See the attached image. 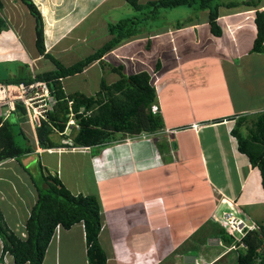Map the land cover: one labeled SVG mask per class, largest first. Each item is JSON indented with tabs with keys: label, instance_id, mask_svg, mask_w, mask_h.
Here are the masks:
<instances>
[{
	"label": "crops",
	"instance_id": "0c3cea01",
	"mask_svg": "<svg viewBox=\"0 0 264 264\" xmlns=\"http://www.w3.org/2000/svg\"><path fill=\"white\" fill-rule=\"evenodd\" d=\"M1 1L3 8L0 10V16L5 20L6 28L0 33V56H4L1 59L3 62H0L18 63L20 70L23 69V62H25L27 70L30 66V69L34 71L33 66L37 68L39 62L45 59L35 47L34 20L19 0ZM32 1L43 17L45 49L49 54L68 38L67 35L57 37L61 34L57 29L59 21L67 18L63 11V4L70 2L69 10L72 8L71 5L79 4L82 13L76 17H72L74 13L72 16L70 14L73 18L71 24L80 22L79 25L92 16L98 6L107 4L105 0ZM43 6L47 10L46 14L44 8H41ZM239 7L219 9L217 22L222 31L220 37L211 34L208 29L207 15L201 12L197 18L193 17L192 21L183 24L180 28L175 26V29L167 28L164 32H157L152 36L144 35L146 39H141L143 34L138 35L130 41H122L119 46L104 55L103 60L107 62V59L109 61L119 58L115 56L114 51L122 49V56H126L120 57L121 60L131 59L130 57L134 55L132 51H140L139 45H143L142 40H146L143 49L146 46L147 51L151 48L150 40L158 38L167 48L172 47V61L167 58L163 66L158 61L159 63L156 64L160 65L159 70L155 68L153 74L157 73L163 79L165 75L170 76V73L174 76V79L169 82L166 79L162 80V92L157 98L160 114L164 122H167V125L164 124L161 135L168 136V140L164 141L167 143L160 145V152L156 145L152 144V140L137 141L127 138L126 143L121 145L120 143L105 145L104 147L107 148L112 146L117 148L108 151L101 149L103 151L101 156L99 154L91 158L89 166H91L92 174L90 176L95 187L106 182L130 178L136 180L137 187L124 194L125 196L134 194L135 198L129 196L128 203L124 199L122 206L120 204L103 207L104 222L99 238L106 251V264H144L146 251L151 253V260L154 257L150 264H159L163 260H170L171 264H185L187 258H193L195 262L198 260L196 257H200L204 249L213 253L210 260H208L210 257H206L207 260L204 259L206 263L216 260L226 253V247L220 246V240L212 237L200 240L202 237L195 241L193 237L198 229L199 235L200 233L203 234L202 236L208 234L207 230L201 231L202 223L206 220L207 223L208 221L215 223L214 220L218 218L216 214L223 213L221 209L223 205L229 210L238 209L240 214L261 223L264 227V208L258 209L257 212L249 210L250 215L245 212L247 207L251 208V205L261 203L264 205L260 172L250 165L244 154L238 151L237 140L231 134L237 117L249 118L244 124L249 125L252 116L264 110V92L259 94L256 91L257 87L264 86V55L250 53L256 34L255 13L252 8L240 11ZM258 8L264 13V0H259ZM27 18H30V25L33 22L32 40L28 44L22 38L23 34L28 35L25 26L28 22ZM45 22L50 24V28ZM240 31H243L244 35L239 36ZM2 33H8L12 37L7 38L11 43L1 39ZM226 33L228 35L223 39ZM47 36H49L48 39ZM12 39L16 42L15 44L12 43ZM47 41H49V48L46 47ZM136 41L139 42L136 43ZM129 44L131 45L128 46ZM70 45L61 48L59 52L65 53L67 49H70ZM125 52H129L128 57L127 54H123ZM174 56H176L175 59ZM94 65H97V62L91 64L82 73H87ZM166 100L171 101L165 105ZM173 116L179 117L176 120L172 118ZM193 123L198 125V128L196 126L193 129ZM188 126L190 128H185ZM28 129L30 130L29 127ZM240 130L243 134L247 132L244 126H241ZM170 131L173 132L169 134ZM44 151L46 150L38 146L31 154L22 157L23 163H20L19 159V161L4 160L0 163V169L5 168L8 172L9 165L18 162L19 165L16 163L14 171L27 170L24 164H30L29 156H39ZM160 153L162 160L159 157ZM38 162L41 163L40 159ZM110 165H113L112 168H109ZM14 174L17 173L0 174V209L5 222L10 225L8 228L20 236H25L24 224L36 201L37 192L34 188L30 189L29 194L27 191L28 201L24 202L23 206L17 205L21 213L16 212L19 215L11 219L14 225L10 224L11 221L6 217L3 205L9 209L8 195L12 193L14 187L12 182ZM9 183H12L11 190L9 186H6ZM247 184L250 185L247 186ZM12 196L19 197L22 201L18 192L13 191ZM128 206L134 211L125 218L126 220L120 219L122 222L115 223L118 221L116 211ZM158 207L162 210V215L158 214L157 211L160 212ZM255 217L261 221H257ZM112 219L117 220L113 222ZM73 227H80L83 230L82 224H75ZM72 228L55 230L53 237L58 239L55 243L51 241L42 264H60L62 244L64 242L73 244L80 240L77 237V235L80 236L79 233L75 236L62 235V231H71ZM135 228L139 230L133 232ZM82 234L85 251L84 230ZM134 234H137V237H148L149 244L136 251L134 244L129 243ZM199 235L196 234V236ZM210 242H215L213 246L216 248H211ZM190 251L194 252L193 255ZM0 264H14L13 257L3 252L1 239Z\"/></svg>",
	"mask_w": 264,
	"mask_h": 264
},
{
	"label": "trees",
	"instance_id": "16d2710c",
	"mask_svg": "<svg viewBox=\"0 0 264 264\" xmlns=\"http://www.w3.org/2000/svg\"><path fill=\"white\" fill-rule=\"evenodd\" d=\"M19 1L34 20L37 52L54 65L53 70L35 75L36 80L47 83L53 100L46 119L41 121L40 127L36 129L38 146L45 150L58 147L55 145L57 142L52 140V135L64 136L62 133L67 126L70 109L75 114L80 128L72 130L69 138L74 147L89 148L90 159L98 156L105 145L122 140L125 136H130V139H136L137 136L150 138L158 137L163 133L164 122L160 111L151 112V106L157 105L152 75L147 71L126 74L123 65L112 66L103 60L104 55L119 46L122 41H130L142 35V31L137 28L139 22L158 18L156 14L161 10L187 7L195 13L193 17L196 18L198 13L207 12L209 31L212 35L220 37L222 31L217 22L220 8L230 9L240 5L251 7L255 13L256 34L250 53L264 55V13L258 8L259 0H247L241 3H224L220 0H146L144 2L124 0L136 11V15L131 16L130 19H121L116 23L107 24L108 34L111 36L108 41L82 60L64 66L52 55L46 53L44 22L38 7L32 0ZM2 8L3 3L0 0V10ZM193 17H189L187 22L192 21ZM135 20L138 23H135ZM182 25L177 24L178 28ZM4 28H6L5 20L0 16V33ZM95 62L102 71L105 66H108L110 72L108 74L117 75L118 79L112 83L102 79L98 90L92 95L82 92L66 93L62 85L63 79L82 73ZM159 67L158 64L156 70H159ZM25 74L22 75L20 72L7 81L32 82L29 72ZM80 108L84 109V113H78ZM9 120L13 124L17 121L25 122L23 107L17 105V113H13L0 127V163L8 159L18 160L33 151L28 143L23 146L16 143ZM246 122L245 116L237 117L231 134L237 140L238 151L248 158L252 167L259 170L264 190V110L251 118L249 125H244ZM241 126L247 129L246 133H241ZM20 134L24 137L23 132ZM117 135L120 138L116 140ZM37 164L42 181L39 182V186L35 183L37 198L24 224L25 236H20L8 228L0 209V239L3 252L13 257L14 264H42L56 227L69 230L75 224H82L87 264H106L107 255L99 238L103 215L98 197L95 194H73L57 175L43 174L45 169L40 162ZM31 178L34 180L33 176ZM214 225L213 229L208 231L212 234L210 237L219 239L224 247L230 246L234 239L227 235L223 228L215 229L216 224ZM257 226V230L246 233L240 241L235 243L237 246L244 244L245 248H238L223 255L217 264H223L221 261L225 256L228 262L231 260V264H264V227L261 223H257ZM190 252V254L194 253Z\"/></svg>",
	"mask_w": 264,
	"mask_h": 264
},
{
	"label": "rangeland",
	"instance_id": "374dc122",
	"mask_svg": "<svg viewBox=\"0 0 264 264\" xmlns=\"http://www.w3.org/2000/svg\"><path fill=\"white\" fill-rule=\"evenodd\" d=\"M68 1H72V0H68ZM107 4H102L101 6H98V8H96L94 10V14L92 16H90L88 19H86L81 25L80 22L77 23H73L71 24L72 21V17H76L77 15L82 13V8L79 6V4H74L71 5L72 8L69 10V5L70 2H68V4H63V11L64 14H66L67 18H63L61 19L59 22V27L57 25V29L58 31H60V35L57 36L58 38L61 37V35H67L68 38L66 40H64L58 47H56L53 51L50 52V55H52L56 60H58L62 65L64 66H69L77 61L82 60L85 56H87L88 54H91L92 52L96 51L100 46H102L108 39H109V34L107 31V24L111 23H116L121 19H130L131 16L136 15V11L133 10V8L126 4L124 0H105ZM141 2H144L146 0H140ZM224 3H228V2H238L241 3L242 1H247V0H220ZM75 3V2H74ZM75 6H77V8H75ZM42 9L44 8L41 7ZM251 7H245L244 5H240V7L238 9H240V11H244L247 9H250ZM236 9V10H238ZM72 10V13H71ZM74 10V12H73ZM67 11L69 13H67ZM1 13V12H0ZM44 13H47L46 8H44ZM74 13V16H72V14ZM71 14V16H70ZM204 14L207 15V12H204ZM158 18L152 19V20H144V21H140L139 25L137 26V28H139L143 34L141 39H146L144 37V35L146 36H152L155 35L157 32H164L167 28H174L175 26H177V24H187V19L189 17H193L195 16V13L187 8V7H177L174 9H168V10H161L158 14H156ZM153 16V15H151ZM197 16V15H196ZM199 16V13H198ZM28 22H26V32H28V35H24L23 34V39L26 40V44H28L30 42V40H32V34H33V22L32 25H30V18H27ZM245 21V20H244ZM135 23H138V21L135 20ZM46 26L50 28V24L48 22H45ZM30 26V27H29ZM72 26V28H71ZM140 26V27H139ZM48 31V28L46 29ZM69 34V35H68ZM2 40H8L11 36H9L8 33H2ZM228 33L225 34V36L223 37V39H225L227 37ZM239 36L244 35L243 31H240L238 33ZM49 36H47L48 39ZM8 38V39H7ZM12 38V37H11ZM9 41V40H8ZM143 45L145 44L146 40H142ZM151 43V48L149 50L146 51V46L143 49V45H139L141 46L140 51H132L133 52V56L130 57L131 59H125V60H121L120 57H124L122 56V49L119 50L117 49L116 51H114V54L116 57V59H110L107 62L110 63V65L112 66H117L120 63L124 66V72L126 74H132V73H137V72H141V71H147L152 75V80L156 77V82L159 84L158 85V92H162V80L166 79L168 82L171 81V79H174V76H172L173 74L170 73L169 75H165L164 79L163 77H159L158 74H153L157 64L159 63L158 61L161 62L162 66L163 63L165 61H167L166 59H170L172 58L171 56V51H172V47L171 48H167L165 44L160 42V39L158 40V38H154L153 40H150ZM10 42V41H9ZM33 42V41H32ZM134 42V41H133ZM139 41H136V43H138ZM11 43V42H10ZM12 43H16L14 42V40L12 39ZM47 48H49V41H47ZM71 44V45H70ZM159 44V45H158ZM162 44V45H161ZM71 46L70 49H67L65 53L59 52V50L61 48H65L66 46ZM131 44H129L128 46H130ZM137 46V47H139ZM126 51H128V49H126ZM123 54H128L129 52H125ZM4 56H0V61L1 59H3ZM176 58V56H174V59ZM3 62V61H1ZM0 62V82L2 83H8V84H12L11 81H7L9 80L11 75H16L18 72L20 74V72H22V75L25 74V72L28 74H30V72H32V70L29 69L27 70L26 64L25 62H23L24 66L23 69L20 70L18 67L19 64L18 63H13V64H4ZM105 62V61H104ZM105 62V63H107ZM109 65V66H110ZM34 67V72L35 73H42L45 71H49V70H53L54 69V65L48 61V60H43L41 62H39L38 67L36 68V66ZM92 68V67H91ZM89 68V69H91ZM109 72V68L108 66H105L104 70L102 71L100 69V67H98L97 65H94L93 68L91 70H89L87 73H82V74H77V75H73L67 78L63 79V87L66 93H73V92H82L85 94H94L99 87V82L103 79L105 82L107 83H112L114 80L118 79L117 75H113V74H108ZM110 73V72H109ZM176 74V73H174ZM164 76V75H163ZM173 77V78H172ZM173 81V80H172ZM98 84V85H97ZM245 87V86H244ZM264 86L261 85V87H257L256 91L259 94H262L264 92ZM240 88V87H239ZM246 88V87H245ZM182 101V99H180ZM164 101V100H163ZM171 100H166L164 102V104H168ZM234 101H235V95H234ZM182 103V102H181ZM255 103V101H254ZM253 104V103H251ZM183 110V109H182ZM179 116H173V119H178ZM254 116H252L253 118ZM249 119V118H247ZM24 121V120H23ZM17 121L15 124H13V122L11 123V121L9 120L8 122L11 123L12 125V129L13 132L15 134V141L18 145L23 146L26 145V143L29 144V146L34 150L36 148L35 143H33V138L32 135L30 133V130L28 129V123L25 121ZM164 122V119H163ZM164 124L167 125V122H164ZM185 128H190V126L185 127ZM20 132H23L24 137L20 134ZM173 132V131H172ZM158 136V135H157ZM52 140H55L57 143L55 145L58 146L57 149L51 150L50 152L48 151H44L42 152L39 156H29V160H30V164L26 165L27 166V170L23 169L24 171H18L16 169L15 170V165L18 164V162L16 163H11L9 165L10 170L7 172L5 168L0 169V174H11V173H17L14 174V176L12 177V182L14 184L12 193H10L8 195L9 197V209H6L5 206L3 205V208L5 210L6 213V217L8 218V220H10V224H12V220L16 217V215L18 216L21 212H20V208H18V204L23 206L24 202H27L28 197H27V191L28 194L30 193V189H35L34 187L35 183L39 186V182H41L42 178H41V173H40V168L38 167L37 161L38 159H40L42 166H44L43 168L45 170L43 174H51V175H57V177H59V179L61 180V182L65 185V187L72 192L73 194H80L82 193L83 195H90L93 192L95 193V195L98 197L100 205L102 207V214H104L103 211V207L107 208L109 207H113V206H122V204L124 203V199L126 200V202L128 203V198L131 195H124L126 192H128L130 189L133 191V189H137V187L135 186L136 184V180L133 179H121V180H115V181H110V182H106L100 185H96V187L93 185V183L91 182L92 177L91 175V170H90V163L89 160L91 162L90 159V151L89 152H84L83 149H70V148H64L61 140L62 139H66L67 136H59L57 134L52 135ZM168 136H166V134L163 135H159L158 137H150L147 138L145 137H135L137 141H147V140H152V144L156 145L157 149L159 150V152L161 151L160 145L162 143H167L164 142L167 139ZM117 138L119 139L120 136H116V140ZM129 138L130 136H125L124 139L122 138V140L120 139L119 141L117 140L115 143V145H118L120 143H126V139ZM123 141V142H122ZM125 141V142H124ZM60 142V143H58ZM175 143V141H174ZM60 145V146H59ZM61 147V148H59ZM106 149L103 150H112V149H116L117 147H104ZM34 155V154H33ZM163 155V153H162ZM160 160H162L161 158V153H160ZM100 159V158H99ZM20 163H23L22 158L19 159ZM18 160V161H19ZM98 161V160H97ZM101 161V160H100ZM19 165V164H18ZM110 165L109 168H112ZM116 166V164H115ZM29 169V170H28ZM8 170V169H7ZM30 173V174H29ZM34 177V180L31 179V177ZM29 177V178H28ZM32 181V182H31ZM99 181V179H98ZM162 181V180H161ZM34 183V184H33ZM163 183V181H162ZM4 184V183H3ZM164 185V184H163ZM250 184H247V186H249ZM10 190L12 189V183H9ZM13 191H15L16 193H19V196L22 198V201L18 198H16L13 195ZM123 197L120 199V197ZM101 197V198H100ZM133 199V196H131ZM126 203V205H127ZM3 204V203H2ZM124 205V204H123ZM12 206L13 209H12ZM262 209L264 208V205L261 203L260 205L254 204L251 205V208L249 209L248 207L246 208V214L250 215V211L249 210H255L256 212L258 211V209ZM159 209V207H158ZM221 209L223 210V212H227L229 211L228 207L223 205V207H221ZM220 209V210H221ZM158 214L162 215L163 212L161 209H159ZM19 211V214H17L16 212ZM134 210L131 209V207L129 208V206L127 208H122L120 211H116V216L118 221L115 222L117 219H112L113 222L115 223H120L124 220H126L125 218L128 217ZM220 212V211H219ZM216 216L218 217L214 222L208 223L205 221L202 223V229L203 230H207L209 231L211 228L213 229V227L215 226L214 224H216L215 229H218L219 227L223 228L222 225H219V223L217 221L220 220V217H222V213L220 214H216ZM115 218V216H114ZM257 221H261V219L255 217ZM122 221H121V220ZM124 219V220H123ZM255 220V219H254ZM4 221H6L4 219ZM212 221V220H211ZM103 222H104V217H103ZM6 223V222H5ZM8 225V223H6ZM14 225V224H12ZM8 227H10V225H8ZM145 228V227H143ZM73 230L71 231H62V235L64 234H68V235H77V233L80 234V236L77 235V237L80 238V240H77L75 243L73 244H68L65 242L62 244V251H61V255H60V264H87V258L85 256V251L83 249V234H82V229L80 227H73ZM139 230V229H138ZM137 228H135L133 230V232H137L138 231ZM199 229L196 231V233H194L193 240L197 241L199 238H202L200 240H207L209 239V237L212 235L211 233H208L206 236H202L201 233L199 235ZM213 233V232H212ZM199 235V236H196ZM137 234H134L132 237V240H129V243L132 242V244H134V248L139 251L140 249L138 248H145V246L147 244H149V238L146 236H141V237H137ZM58 237H53L52 241H54V243L57 241ZM62 242V241H61ZM134 242V243H133ZM215 244V242H210L211 248H216L215 246H213ZM209 248V247H208ZM104 249V248H103ZM218 249L220 250V247H218ZM105 250V249H104ZM143 251V250H142ZM106 252V251H105ZM216 253V252H214ZM151 253L146 251V257L145 259H143L144 264H150V262H153L154 257L152 258V260L150 259ZM213 253H211V251H205V249L202 251L200 257H196L200 261H204L207 260L206 257H210L208 260H210L212 258ZM234 257V256H233ZM227 256H225L221 263L223 264H231V260H229V262L227 261ZM185 264H194L195 262L193 261V258H187L186 262H184ZM159 264H171L170 260H163L161 261ZM217 264V263H216Z\"/></svg>",
	"mask_w": 264,
	"mask_h": 264
},
{
	"label": "built area",
	"instance_id": "2783aa9c",
	"mask_svg": "<svg viewBox=\"0 0 264 264\" xmlns=\"http://www.w3.org/2000/svg\"><path fill=\"white\" fill-rule=\"evenodd\" d=\"M31 77L33 79L30 83H0V127L3 123L17 113V105L23 107L26 117V122L31 130V135L34 140L36 147H38V141L36 138V129L40 127L41 121H44L47 116V112L51 107L53 100L48 88V85L44 81L36 80V73L32 71ZM156 89L158 87L156 85ZM69 119L65 131L62 133L68 138L62 139L61 143L64 148L78 149L74 147L72 140L69 138L72 130H79V124L75 118V114L69 110ZM160 111L157 105L151 106V112L156 113ZM78 113H84V109L80 108ZM61 136V134H59ZM38 149V148H37ZM84 152H89V148H80ZM50 152L51 150H46ZM96 161V159H95ZM219 225L223 226L226 233L234 238V242L230 246L229 250H236L238 248H245L244 244L237 246L235 243L238 242L247 232L258 229L257 224L246 218L243 214L237 212L223 213L220 220L217 221ZM59 226L56 227V230ZM198 264L197 261H195Z\"/></svg>",
	"mask_w": 264,
	"mask_h": 264
},
{
	"label": "clouds",
	"instance_id": "9594fccd",
	"mask_svg": "<svg viewBox=\"0 0 264 264\" xmlns=\"http://www.w3.org/2000/svg\"><path fill=\"white\" fill-rule=\"evenodd\" d=\"M31 73V72H30ZM31 75V74H30ZM156 80V77L152 80V86L154 87V89H155V92H156V95H157V98H158V94L160 93V92H158V90L156 89V85H157V87H158V83L155 81ZM158 106V105H157ZM159 107V106H158ZM197 126V128H198V125H196V124H192V128L193 129H195V127ZM196 128V129H197ZM172 131H170L169 132V134L171 133ZM80 148V147H79ZM49 150V149H48ZM103 150V149H102ZM101 150V153H100V156L103 154V151ZM89 151H90V149H89ZM97 160V159H96ZM237 212V211H239L238 209H234V210H229V211H227V212ZM227 212H223V213H227ZM222 213V214H223ZM246 217V216H245ZM247 218V217H246ZM248 219H250L251 220V218H248ZM253 221V220H252ZM256 224H257V222L256 221H254ZM255 231V230H254ZM226 232V231H225ZM250 232H252V231H250ZM248 233V232H247ZM228 235V234H227ZM233 238V237H232ZM234 239V238H233ZM240 241V240H239ZM232 245V244H231ZM230 245V246H231ZM220 246L221 247H224L222 244H221V242H220ZM230 246H228V247H226V253L224 254V255H226L227 253H230V252H232V251H235V250H229V248H230ZM223 256V255H222ZM221 256V257H222ZM221 257H218L216 260H214V261H210V262H208V263H206V262H203V261H200V263H199V260L200 259H198V260H196L197 262H198V264H216L217 263V261L221 258ZM194 264H196V262L194 263Z\"/></svg>",
	"mask_w": 264,
	"mask_h": 264
}]
</instances>
